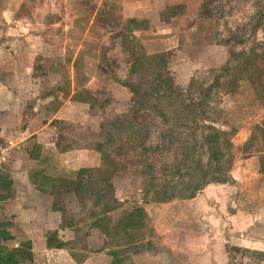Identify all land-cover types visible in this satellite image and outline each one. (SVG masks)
I'll list each match as a JSON object with an SVG mask.
<instances>
[{"label": "rangeland", "instance_id": "obj_1", "mask_svg": "<svg viewBox=\"0 0 264 264\" xmlns=\"http://www.w3.org/2000/svg\"><path fill=\"white\" fill-rule=\"evenodd\" d=\"M146 1L0 0V49L28 50L30 46L29 51L34 53L56 52L57 59L47 58L42 63L37 59L36 79L44 86L38 96L49 98L44 102L68 101L73 95L72 82L74 91L85 88L95 95L87 101L90 110L84 122L52 121L51 126L55 127L56 142L62 140L61 146L78 150L65 164L75 169L91 165L92 190L98 193L111 187L114 191L120 206L109 215L111 225L125 218L133 206L144 209L146 228L142 232L150 237L148 232L152 230L157 253L142 252L133 258L134 264H264V16L256 25L253 20L264 8V0H216L213 12L223 6L216 18L200 16L206 0ZM171 2L173 7L169 6ZM178 6H183V15L165 22V13ZM142 10L149 24L147 29L131 33L136 36L135 43L146 56L165 55L163 70L175 88L189 89L194 95L207 91V98L201 100L204 121L224 130L233 145L231 182L209 184L193 199H160L162 187L178 179L165 177L163 170L174 167L182 154L175 144L162 149V134L176 123L174 108H166L149 96L151 104L164 109L169 122L150 108L133 114L136 107L132 109L134 98L128 84L138 78L130 73V58L118 34L123 20ZM73 19L74 26L70 22ZM50 24L58 26H45ZM244 25L248 28L238 32L237 28ZM38 32L53 37H32L29 43L20 39ZM140 48L134 53L141 52ZM243 54L247 55L245 59L241 58ZM225 68L229 71L224 72ZM45 70L50 72L42 73ZM144 79L149 82L151 77ZM148 85L142 84L143 90L149 89ZM128 116L133 120L129 134L116 133L117 119ZM78 119L82 121L81 116ZM141 131L145 154L137 146L136 135ZM175 132L182 129L175 127ZM109 135L112 138L107 141ZM33 144V138L23 143L28 156ZM97 145L103 153L96 150ZM6 146L8 142L0 139V148ZM79 149L85 155H78ZM22 153L15 156V161H21ZM146 157L154 169L148 177L141 174ZM77 171L60 175L69 180ZM63 202L69 213L85 210L71 192L63 195ZM101 234L106 248L127 250L118 238L110 242ZM85 242L82 239L79 245L86 246Z\"/></svg>", "mask_w": 264, "mask_h": 264}, {"label": "crops", "instance_id": "obj_2", "mask_svg": "<svg viewBox=\"0 0 264 264\" xmlns=\"http://www.w3.org/2000/svg\"><path fill=\"white\" fill-rule=\"evenodd\" d=\"M148 3L144 4L147 8ZM145 14V10H142L136 16L127 17L145 19ZM70 22L74 26V19ZM65 26L70 27V23L66 22ZM34 35L20 39L29 43L32 37L48 40L53 37L39 32ZM20 43L21 47L23 44L25 46V43ZM24 48L13 51L0 49V139L10 146L9 159L0 173V222L6 224L5 231L12 238L5 245L16 252L10 264H111V249L105 247L101 232L90 229L86 236V211L78 209L69 213L66 205L63 210H54L53 196L37 188V183L41 185L43 177H63L60 172L93 168L91 165H81L75 169V166L65 164L66 160L76 156L78 150L74 146L62 148L63 141L56 142L55 127L51 126L52 121H56L55 124L60 121L84 122L90 103L74 102L72 95L66 102H44L49 98L38 96L40 90L44 91V86L36 79L37 59L42 63L47 58L57 59V54L34 53L29 51L30 46L28 50ZM50 71L53 74L55 68L52 66ZM50 71L42 73L48 74ZM59 82L57 79L56 83ZM74 92L72 82L71 94ZM79 116L82 121L78 119ZM10 123L13 126L10 127ZM32 138L41 148L35 153L36 159H30L23 146ZM82 151L78 155H85ZM21 152V161H15V156ZM64 199L66 203L67 199ZM214 232L219 234V231ZM97 237L99 241H94ZM82 239L87 240L86 246L79 245ZM57 243H62V247H57Z\"/></svg>", "mask_w": 264, "mask_h": 264}, {"label": "trees", "instance_id": "obj_3", "mask_svg": "<svg viewBox=\"0 0 264 264\" xmlns=\"http://www.w3.org/2000/svg\"><path fill=\"white\" fill-rule=\"evenodd\" d=\"M206 2L207 4H202L200 16L205 15L207 18H216V15L222 13V5L213 12L217 7L216 0H214V7L212 6V0H206ZM173 3H169V6L172 5L171 7H173ZM175 9L169 14L165 13V22H169L175 16L183 15V6H178ZM263 16L264 8H261L253 17L255 25ZM116 23H118V20ZM148 24L149 22L144 19H124L122 29L120 30V34H118L120 37L119 43L123 45L127 56L130 58V73L136 75L138 78L137 82L128 84L134 98V107L132 106V109L136 107L133 114L136 115L141 110L150 108L164 122H169L164 109H161L158 104H151L149 102V96L156 97L154 99L160 101L161 104L163 103L166 108H174L172 111L174 114L172 115L175 117L173 120L176 123H174V127L166 128V133L163 132L165 134H162V149L166 150L175 144V146L181 147L182 154L176 160L174 167L163 170L166 173L164 174L165 177L176 176L178 179L175 184H166L162 187L160 199L163 202L170 201L174 198L189 200L193 199L198 192L209 184H227L231 182L230 169L232 166V155L230 150L233 148V145L227 138V133L224 130L213 122L207 124V121H204V102H201V100L207 98V91L205 94L194 95L189 89L175 88L172 78L166 76L163 70L164 61L162 60H165V55L162 53L155 56H146L141 48L138 47L139 45L135 43L136 39L134 37L136 36L132 35L133 32L147 29ZM247 28L248 25H244L238 27L237 31L242 32ZM125 32L128 35H125ZM228 41L230 42V40ZM240 42L237 41L235 43ZM139 48L141 52L134 53V50ZM143 49L146 51L145 48ZM246 57L247 55L244 54L241 56L244 59ZM160 61L161 65H159ZM228 71V68L224 69V72ZM147 77H151L149 82L144 79ZM142 84H149L148 86L150 88L143 90ZM92 96L95 95H92L85 88H79L73 93L71 100L75 102H87ZM132 121L130 118L127 119V117L126 119H122V117L118 118L116 133H123L125 131L129 134L128 129L132 127ZM175 127L182 129L183 133L175 132ZM184 134L187 135L184 136ZM198 134L201 135L199 136ZM136 136L139 142L137 146L142 149L144 154L147 153V149L142 144V140L144 139L142 131L141 133L138 132ZM110 137L111 135H109L107 141L111 140L112 137ZM58 143L57 146H59ZM62 148L67 149V146H63ZM30 149L29 158L36 159L35 153L41 149L40 145L33 144ZM96 150L98 152L103 151L100 145L96 146ZM147 159L146 157L142 162L143 170L141 174L145 177L151 175L154 170L153 165L147 163ZM261 165L264 172V158L261 159ZM92 176V169L81 168L76 172L75 177L69 180L64 177H43L41 185L37 183V188L53 196L52 208L54 210L64 209V194L70 192L75 194L79 205L85 209L87 214L88 223L85 227L86 235H88L90 229H99L106 235L110 242L114 238H118L120 244L127 246L125 252L111 248V264H134L132 258L139 256L138 254L142 252H147L149 255L156 254V242L151 239L152 234H150L152 230L148 232L150 237L142 232V229L146 228V213L144 209L137 205L133 206L127 212L125 218L111 225L112 221L109 215L119 209L120 204L111 187L98 193L94 192L91 185ZM179 186L181 188H177ZM5 225L0 222V264H10L11 258L16 253L5 245V242L12 240L5 231ZM56 246L62 247V243H57ZM140 248L142 251L139 250Z\"/></svg>", "mask_w": 264, "mask_h": 264}, {"label": "built area", "instance_id": "obj_4", "mask_svg": "<svg viewBox=\"0 0 264 264\" xmlns=\"http://www.w3.org/2000/svg\"><path fill=\"white\" fill-rule=\"evenodd\" d=\"M10 146L0 148V173L6 165L7 160L9 159Z\"/></svg>", "mask_w": 264, "mask_h": 264}]
</instances>
